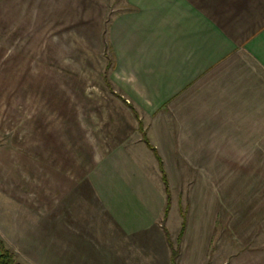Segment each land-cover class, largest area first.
Here are the masks:
<instances>
[{"label":"crops","instance_id":"obj_1","mask_svg":"<svg viewBox=\"0 0 264 264\" xmlns=\"http://www.w3.org/2000/svg\"><path fill=\"white\" fill-rule=\"evenodd\" d=\"M0 52V209L49 182L114 264H264V0H0Z\"/></svg>","mask_w":264,"mask_h":264},{"label":"rangeland","instance_id":"obj_2","mask_svg":"<svg viewBox=\"0 0 264 264\" xmlns=\"http://www.w3.org/2000/svg\"><path fill=\"white\" fill-rule=\"evenodd\" d=\"M2 60L3 54L0 52V62ZM112 89L109 88L118 96L119 93L113 86ZM27 184L26 191L21 189L22 192L19 194L24 193L28 209H0V239L15 255L17 262L20 264H114L111 259L113 256L98 253L99 246L73 245L72 248L67 244L68 215L67 209H64L65 190L58 192L59 207L63 209H52L50 183L44 182L43 189L37 192L30 183ZM254 185L257 186L258 183ZM39 197L42 199L40 200ZM245 201L248 202L244 204L245 209L248 207L264 209L262 207L264 197L252 199V202L249 199ZM221 209L226 208L222 206ZM179 217V207L176 206L171 216V228L180 224L181 217L180 220ZM177 236H174V241L177 240Z\"/></svg>","mask_w":264,"mask_h":264},{"label":"trees","instance_id":"obj_3","mask_svg":"<svg viewBox=\"0 0 264 264\" xmlns=\"http://www.w3.org/2000/svg\"><path fill=\"white\" fill-rule=\"evenodd\" d=\"M105 80H106V84L109 86V88L112 89V84L110 83L107 76L105 77ZM112 91H113V89H112ZM118 96H120V95H118ZM130 107H131L132 111L134 112L135 116L139 119V131L142 135V139H143L144 143L148 146V148L150 150H152L154 152L156 158L158 159L160 169L163 172V179H164V182L166 184V190H167V194H168L167 195L168 196L167 197V205H166V209H165V217H167L168 212L170 210V206H171V193H170L169 184H168V181L166 178L165 170L163 167L162 158L159 155L157 149L151 144V142L147 138L146 130L143 126L142 121L139 118V115H138L136 109L132 105H130ZM183 218H184V221H183L181 233H180L179 238H178V245L181 242V239L183 237V234H184L185 228H186V221H185L184 215H183ZM167 238H168L169 243H171L169 234H167ZM171 246H172L171 264H177V258L179 256V246L177 248H174L173 245H171ZM0 264H20L19 262L16 261L15 255L7 248V246L5 245V242L2 239H0Z\"/></svg>","mask_w":264,"mask_h":264}]
</instances>
